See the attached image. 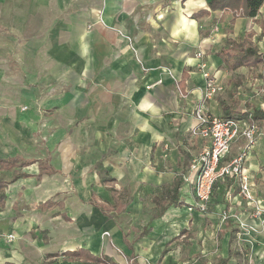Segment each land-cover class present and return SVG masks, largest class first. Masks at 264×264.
<instances>
[{
    "label": "crops",
    "instance_id": "0c3cea01",
    "mask_svg": "<svg viewBox=\"0 0 264 264\" xmlns=\"http://www.w3.org/2000/svg\"><path fill=\"white\" fill-rule=\"evenodd\" d=\"M204 9L207 0H0V159L17 161L0 165V264H126L127 256L170 264L174 240L197 216L187 176L207 143L195 131L201 62L224 87L205 101L207 112L264 109L254 100L264 94V63L228 70L217 55L245 37L264 53V4L255 18L193 17ZM259 124L245 165L256 191ZM41 162L55 172L41 174ZM176 186L179 203L169 204ZM249 218L240 215L258 226L264 215ZM261 240L255 264H264Z\"/></svg>",
    "mask_w": 264,
    "mask_h": 264
},
{
    "label": "rangeland",
    "instance_id": "374dc122",
    "mask_svg": "<svg viewBox=\"0 0 264 264\" xmlns=\"http://www.w3.org/2000/svg\"><path fill=\"white\" fill-rule=\"evenodd\" d=\"M259 88H263V86ZM248 91L251 93V89H248ZM262 93L261 95H255L256 99L253 95L254 100H257L256 102H258V100L264 101V94ZM250 97L251 96H249V98ZM230 98L233 102L239 101V98L233 96V94ZM244 99H247V97L244 96ZM261 104L259 103L257 105L261 106ZM256 124L258 126L257 136H259L262 131V126H260L259 122H256ZM244 145L245 140L244 142L241 140L240 143L231 147L229 154H231L232 157L236 156L239 151L243 149ZM250 158H255V156L252 155ZM250 158L248 159L250 160ZM249 162L250 161L247 163ZM258 163H261V165L257 170L261 172V174H264V160H259ZM259 181L260 183L257 182V185H259L257 194L261 199V204L264 206V176L259 177ZM111 184H113V182H111ZM231 184L232 182L229 179L218 181L213 192L212 206L203 213H201L199 209L195 210V212L197 211V216L195 221L189 224V229H187L185 236H182V234L178 235L173 242L175 251L172 255L170 264H188L194 261V264H211L216 262L220 257L227 256L228 248L233 250L230 260L231 264H255V262H257V258L260 254V252H258V247L262 244L261 235L264 233V219L260 220L261 222L258 226L254 220L252 222L248 221L247 223H242L240 221V215L243 211H250V218H254L255 209L238 203L242 197L239 195V185L237 183H234L236 191L233 193V198L231 200L227 199L226 192ZM226 204H230L232 208H229L228 211L225 212ZM146 210L149 211L148 208ZM224 216L227 217V221H231L230 224L225 223ZM250 218L248 220H251ZM133 231L134 233L130 234L137 236L140 229ZM127 258L128 264H135V260L132 257L127 256ZM56 264L91 263L82 260L71 261L70 259H65L58 261ZM147 264L161 263L157 261H148Z\"/></svg>",
    "mask_w": 264,
    "mask_h": 264
},
{
    "label": "built area",
    "instance_id": "2783aa9c",
    "mask_svg": "<svg viewBox=\"0 0 264 264\" xmlns=\"http://www.w3.org/2000/svg\"><path fill=\"white\" fill-rule=\"evenodd\" d=\"M203 55L202 51L197 52L199 58L202 59ZM200 68L206 79V87L204 97L196 108L199 124L195 131L199 132L207 143L190 164L187 180L194 185L196 203L189 206L188 210L199 209L201 213L206 211L210 206L215 184L220 180L233 179L239 185V195L247 206L255 209V215L262 216L264 206L258 197L253 177L245 166L250 151L257 143L258 126L248 120L226 119L207 112L205 101L223 91L224 87L205 62H201ZM241 137L245 140L243 149L229 161H224L233 142ZM226 197H233L232 189L226 192ZM14 238V234L7 235L9 242Z\"/></svg>",
    "mask_w": 264,
    "mask_h": 264
},
{
    "label": "trees",
    "instance_id": "16d2710c",
    "mask_svg": "<svg viewBox=\"0 0 264 264\" xmlns=\"http://www.w3.org/2000/svg\"><path fill=\"white\" fill-rule=\"evenodd\" d=\"M208 8L201 10L195 14L193 17H201L206 13L217 10H230L232 11L234 18L237 17H249L255 18L260 11V8L264 4V0H207ZM217 55L222 58L225 67L228 70H235L242 66H258L259 64L264 63V53L261 52L256 45L252 42L250 37H245L241 41H229L227 44L222 46ZM223 118L234 119V120H249L250 122H264V109L256 108L252 104H247L246 108L226 106L224 113L222 114ZM17 164V161H9L0 159V165L3 168H11ZM41 174L43 173H54L53 170L47 163L41 162ZM231 182H235L233 179H230ZM4 182L0 181V190L4 189ZM216 186V184H215ZM214 186V187H215ZM171 193V194H170ZM169 204L175 203L178 204V190L177 186L175 189L170 192ZM5 197L4 192H0V200L3 201ZM47 205L52 204V201L49 200L46 202ZM104 209L105 207H101ZM226 211L229 209V205H225ZM163 208L159 215L164 212ZM225 223L230 224L231 221H227L225 218ZM233 250L228 248V255L225 257L219 258L216 262L212 264H231V254ZM73 255H80V253H73ZM90 260L103 263L104 259L98 256H90ZM12 264V263H5Z\"/></svg>",
    "mask_w": 264,
    "mask_h": 264
}]
</instances>
